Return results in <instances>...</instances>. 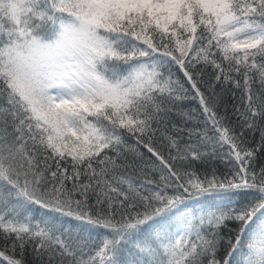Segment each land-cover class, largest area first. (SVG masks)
Wrapping results in <instances>:
<instances>
[{
	"label": "snow or ice",
	"instance_id": "6c2138e0",
	"mask_svg": "<svg viewBox=\"0 0 264 264\" xmlns=\"http://www.w3.org/2000/svg\"><path fill=\"white\" fill-rule=\"evenodd\" d=\"M173 64L206 120L203 131L172 123L165 158L151 146L160 127L174 112L194 119L178 110L188 96ZM197 65L213 69L208 98L193 79ZM217 85L241 89L238 128L218 114ZM128 137L158 162H145L152 175L143 180L116 175L128 153L143 161ZM259 155L264 0H0L6 264H25L29 246L40 264H264ZM217 159L233 174L221 179L213 168L201 178L196 166ZM68 181L83 199H72ZM90 192L106 208L86 210ZM34 210H43L39 219Z\"/></svg>",
	"mask_w": 264,
	"mask_h": 264
},
{
	"label": "trees",
	"instance_id": "16d2710c",
	"mask_svg": "<svg viewBox=\"0 0 264 264\" xmlns=\"http://www.w3.org/2000/svg\"><path fill=\"white\" fill-rule=\"evenodd\" d=\"M171 73H172V78L174 80H179L180 83L184 86V88L187 89L188 99L178 102V110L180 112L188 113L189 116L194 117V119L188 120L186 117L176 115L174 112L173 116L170 118V123L167 129H165L163 126L160 127V130L153 138L151 146L155 150L160 152L162 155H164L165 158L168 157L169 147L167 141L163 137L165 133L168 135L174 134L175 130L171 127L172 123H176L178 125H184L186 129L198 128L201 131H203L204 121L206 120V116L203 114L202 108L199 103V98L198 97L193 98L195 96V90L192 88L191 83L187 81V78L184 77L183 71L180 69L178 65L173 64L171 67ZM233 78L234 79L237 78L235 73H233ZM193 79L195 80L197 87L200 89V91L205 94V97L206 98L210 97L213 90L210 87V85L215 84L213 69L211 67L203 68L202 65H197V71L193 73ZM215 92L219 96V105L217 108L219 116L227 117V119L224 121V123L227 126L238 128L240 122L238 120L239 114L236 112V108H240L241 112L243 111L242 100H241V95H242L241 89H237L234 85H229L227 86L226 89L222 90L221 87L217 85L215 87ZM208 130H209L208 134L212 135L210 123L208 125ZM179 135L182 137L181 144L183 145L184 143L187 142V132L185 131L184 133H180ZM248 139L252 143L258 142L260 139L259 132L257 131L254 135L249 133ZM193 141H195V137H193ZM128 144L133 147L139 148L140 153L143 154V161H141L139 157H134L133 153H128L127 160L120 161L122 167L116 170V175L131 177L134 180H143L146 175H152V173L148 171V169L152 167V164H146L145 162L152 161L155 164H158V162L155 161V158L152 157L150 153H148L147 149L143 147V144H137L136 139L134 137H128ZM227 148H228L227 145H225L223 149H221L219 145H217L218 152L220 151L226 152ZM172 154L174 155L175 152L173 151ZM124 164H132L133 166L131 168H128L123 166ZM260 166H264V155H259L256 159L257 170L259 169ZM68 167L69 170H71L70 166ZM213 168L216 170V175L221 179H223L225 176L230 177L233 174L231 171V166L226 162L220 161L219 159L215 161H210L209 163L204 165L196 166L197 173L198 175H200L201 178H203L205 174L210 175ZM156 178H158V176ZM81 179H83V177ZM49 180H51V177H49ZM49 187H51V185H49ZM65 187L67 189V193L71 195L73 200L83 199V197L80 196L78 191L73 190L72 181L66 182ZM189 203L190 205H194L195 201H190ZM104 208H106V205H97L96 196L90 192L88 196L86 210L99 211V210H103ZM42 213L43 210H34L33 215L35 216L36 219H39ZM229 227H231V225H229ZM223 231L226 233L228 229L225 228ZM94 235L98 236L96 243H99V239L102 238L104 232L103 230H99V233L98 234L94 233ZM0 250H4L3 241H0ZM6 255H12L10 247L6 252ZM16 256L17 258H19L18 251L16 253ZM46 260L47 257H45V261ZM0 264H6V261H3L2 258H0ZM25 264H40V262L34 258V253L32 252L31 246H29V248L27 249L25 255Z\"/></svg>",
	"mask_w": 264,
	"mask_h": 264
}]
</instances>
